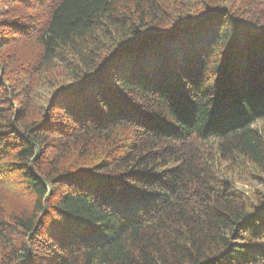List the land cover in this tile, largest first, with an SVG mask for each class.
Instances as JSON below:
<instances>
[{"label":"trees","instance_id":"obj_1","mask_svg":"<svg viewBox=\"0 0 264 264\" xmlns=\"http://www.w3.org/2000/svg\"><path fill=\"white\" fill-rule=\"evenodd\" d=\"M0 1V264H264V0Z\"/></svg>","mask_w":264,"mask_h":264},{"label":"rangeland","instance_id":"obj_2","mask_svg":"<svg viewBox=\"0 0 264 264\" xmlns=\"http://www.w3.org/2000/svg\"><path fill=\"white\" fill-rule=\"evenodd\" d=\"M165 2L166 4H169L167 7L174 6L171 2L178 3L181 1V7H184L185 4H195L194 6H200L202 0H193V2H187V0H161ZM192 5H189L190 7ZM186 7V6H185ZM28 10L30 12H28ZM23 7L22 5L18 4H9L5 5L0 1V20H8L13 24L20 23V24H26L31 22L33 18L36 16L34 14V10L28 9ZM28 12V14H27ZM31 14V16H27ZM24 15V17L22 16ZM13 26H10L8 28H12ZM27 31L29 32L30 26L28 25ZM7 29V27L5 28ZM26 38L23 39L22 42L17 41H11L7 43V45L2 49L4 54L7 55L8 60H15L18 64L24 66V63L26 62V58H28L32 51L35 49L36 44L34 43V39L30 37V35L27 33L24 35ZM9 54V55H8ZM18 57V58H17ZM57 72V76L55 78L50 79H39V76H36L35 80L32 82L30 89L33 96L32 101L35 106L38 108L45 104V101L48 97L49 93V85L52 82L58 83L61 80H64L63 77L64 71L62 69H55ZM224 165V164H223ZM221 165V167L223 166ZM226 166V164L224 165ZM252 172V168H249ZM230 170V169H227ZM227 172V171H226ZM250 172V171H249ZM248 170H246L243 173L237 174L236 171H233L232 176H230V179L233 181L234 186L242 189L246 193H249L254 189L256 186L257 181L249 174ZM252 174V173H251ZM262 177L264 179V174H262ZM19 185V184H18ZM263 188V186H260ZM27 194L22 192L19 187L17 186H1L0 185V212H10L11 209H19L21 207H24V203L26 202ZM9 248L6 244L0 243V261L5 258L6 253L8 252Z\"/></svg>","mask_w":264,"mask_h":264}]
</instances>
